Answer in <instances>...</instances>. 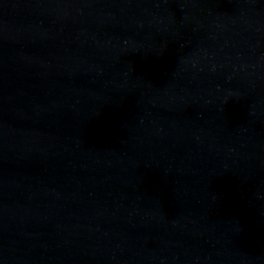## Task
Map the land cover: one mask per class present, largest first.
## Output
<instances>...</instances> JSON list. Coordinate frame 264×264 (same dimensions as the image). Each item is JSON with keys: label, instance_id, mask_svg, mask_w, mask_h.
Listing matches in <instances>:
<instances>
[{"label": "water", "instance_id": "95a60500", "mask_svg": "<svg viewBox=\"0 0 264 264\" xmlns=\"http://www.w3.org/2000/svg\"><path fill=\"white\" fill-rule=\"evenodd\" d=\"M0 264H264V0H0Z\"/></svg>", "mask_w": 264, "mask_h": 264}]
</instances>
